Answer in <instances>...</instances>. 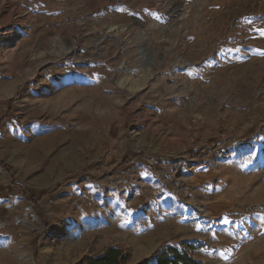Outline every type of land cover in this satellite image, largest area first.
<instances>
[{"label": "rangeland", "instance_id": "1", "mask_svg": "<svg viewBox=\"0 0 264 264\" xmlns=\"http://www.w3.org/2000/svg\"><path fill=\"white\" fill-rule=\"evenodd\" d=\"M261 32L264 0H0V264H264Z\"/></svg>", "mask_w": 264, "mask_h": 264}, {"label": "trees", "instance_id": "2", "mask_svg": "<svg viewBox=\"0 0 264 264\" xmlns=\"http://www.w3.org/2000/svg\"><path fill=\"white\" fill-rule=\"evenodd\" d=\"M28 202L35 205V199L26 196ZM36 206V205H35ZM196 247L187 245L182 249L168 247L156 255L154 264H200L194 259V250ZM132 255L129 250L119 248H110L104 254L97 257H86L77 264H130ZM139 264H152L150 259H146Z\"/></svg>", "mask_w": 264, "mask_h": 264}, {"label": "bare ground", "instance_id": "3", "mask_svg": "<svg viewBox=\"0 0 264 264\" xmlns=\"http://www.w3.org/2000/svg\"><path fill=\"white\" fill-rule=\"evenodd\" d=\"M129 84H130V82H129ZM120 85H121L122 87H125L127 84H126L125 81H124V82L121 81V82H120ZM131 86H132L131 88H126V89H127L128 91H131V90H132V91H135L134 88H135V89H139V88H138V82H137V81L132 82V83H131ZM145 249H146V248H145Z\"/></svg>", "mask_w": 264, "mask_h": 264}, {"label": "crops", "instance_id": "4", "mask_svg": "<svg viewBox=\"0 0 264 264\" xmlns=\"http://www.w3.org/2000/svg\"><path fill=\"white\" fill-rule=\"evenodd\" d=\"M137 82H138V84H141L142 82H140L139 80H136ZM148 249H149V247H148ZM148 249H147V251H148ZM146 251V252H147ZM104 252H102L101 254H99V255H102ZM141 252H139V254H140ZM90 257V256H89ZM139 262H142V260H138L137 261V263H139Z\"/></svg>", "mask_w": 264, "mask_h": 264}, {"label": "snow or ice", "instance_id": "5", "mask_svg": "<svg viewBox=\"0 0 264 264\" xmlns=\"http://www.w3.org/2000/svg\"><path fill=\"white\" fill-rule=\"evenodd\" d=\"M261 35H264V32H261Z\"/></svg>", "mask_w": 264, "mask_h": 264}]
</instances>
